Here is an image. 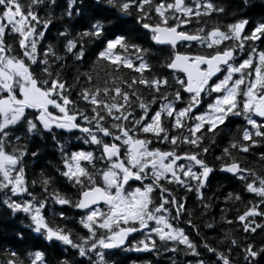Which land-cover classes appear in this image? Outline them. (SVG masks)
Here are the masks:
<instances>
[{
	"label": "snow or ice",
	"instance_id": "obj_1",
	"mask_svg": "<svg viewBox=\"0 0 264 264\" xmlns=\"http://www.w3.org/2000/svg\"><path fill=\"white\" fill-rule=\"evenodd\" d=\"M243 2L259 14L217 0H0V215L23 217L0 264H151L128 254L161 248L184 264H264V239H249L264 233V168L240 159L264 164L253 152L264 147V0ZM49 145L57 162L29 179L25 162ZM217 171L256 197L232 219L220 210L219 224L243 240L231 229L201 236L186 207L193 193L209 215L203 189ZM202 222L217 233L215 218Z\"/></svg>",
	"mask_w": 264,
	"mask_h": 264
},
{
	"label": "trees",
	"instance_id": "obj_2",
	"mask_svg": "<svg viewBox=\"0 0 264 264\" xmlns=\"http://www.w3.org/2000/svg\"><path fill=\"white\" fill-rule=\"evenodd\" d=\"M58 2L62 5L63 0H58ZM89 2H92V0H89ZM166 2H172V0H166ZM190 0H186V3H189ZM217 3H219L221 6H223L228 12H235L237 15L244 13V12H249L248 7L244 5L243 0H217ZM258 4L259 0H249V4ZM43 15V13H41ZM56 16L60 15V9L57 8L54 13ZM167 14V13H166ZM259 14V9L256 10V12L252 13L249 12V15H257ZM67 21H57V28H53L51 33L48 36V39L44 41V43H53L55 44V33L57 29L60 31L63 30L62 24L66 23ZM223 23H229L231 22L230 18H223L222 19ZM190 47L194 51L199 49V45L193 44ZM261 47H264L262 45ZM184 50V49H180ZM70 63V62H69ZM97 73L100 75V77L103 79L104 78V73L106 69L103 66H100L97 68ZM122 77L127 79L131 75L130 72L125 71L121 73ZM70 78V76H69ZM243 121L242 119H234L232 123L229 125L230 130H235L237 127H240L242 125ZM232 134V131H229L221 140L219 137L216 140V143L214 146H210L209 153L207 154V161L212 162L214 160L215 156L220 155V149L223 148L227 142L228 136ZM158 144V143H156ZM253 152L258 154L260 152H264V147L257 145L254 149ZM240 159L245 162V166L254 168L257 172L261 170V168H264V164H261L256 155H245V156H240ZM46 161H52L53 163H56V156L52 152L51 145H49L45 149V153L42 157V159L35 165H32L29 161H26V171L28 173V178L33 179L37 178V174L40 171V169L44 166ZM38 191V189H37ZM65 191H70L65 189ZM178 196H183L184 192L180 191L179 189L176 190ZM204 194L208 197H213L211 201H205V203H211L212 207L209 209V215L204 216L203 218L200 217L199 213L202 211V209L199 208V204L196 201L195 195L193 193H188L187 194V203L186 207L190 208L193 210V223H196L200 227V235L201 236H206V237H212L214 235L222 234L223 231L231 229L233 231V235L238 239V240H243L245 238V235L243 232L239 231L236 226L234 225H222L219 224L220 220V210L221 208L228 209V218L232 219L237 211H242L244 208V205L248 201H255L256 197L254 195H245L243 193L242 188L237 184V182L233 179H231L230 174L226 173H221L219 171L213 173L209 177V181L206 185V188L203 189ZM231 191H240L241 195L243 197L242 202L236 203L233 202L231 204L225 203L224 202V196ZM0 213H2V210H0ZM78 210L70 211L69 215L71 216H77L78 218ZM215 218L217 223H218V228H217V233H212L208 232L203 228V220H207L208 222H211L212 219ZM23 219L22 216H16L15 218L10 217L7 214L0 215V244H3L7 246L9 243H11V234L13 231H18V230H23L21 228L20 221ZM27 221L25 220V223ZM259 219L257 220V223H259ZM183 226V225H181ZM69 227H72L75 231H79L78 228L74 224H69ZM193 239H196L195 235L191 237ZM134 239H140L139 237L134 238ZM249 239L255 240L256 242L261 241V239H264V233H258L255 236L249 237ZM213 244H215V241H210ZM159 244V242H158ZM12 246L14 247H23V245L20 244H13ZM237 253L236 251L233 252V256H235ZM3 257L0 256V259ZM129 260H137L139 261H150L151 264H173V262H177V264H184L186 258L184 257L183 253L179 254H173L170 252H165L163 248H161V253L160 255H156L154 253H130L128 254ZM114 259H120V257H114ZM240 264H242V261H240Z\"/></svg>",
	"mask_w": 264,
	"mask_h": 264
},
{
	"label": "flooded vegetation",
	"instance_id": "obj_3",
	"mask_svg": "<svg viewBox=\"0 0 264 264\" xmlns=\"http://www.w3.org/2000/svg\"><path fill=\"white\" fill-rule=\"evenodd\" d=\"M230 23V22H229ZM152 146H154V147H158V148H161V150H167V147L165 146V145H163V144H156V143H154ZM177 151L179 152L180 151V149L178 148L177 149ZM211 175V174H210ZM210 177V176H209ZM208 181H209V178H208ZM208 181H207V183H208ZM79 211V210H78ZM137 237H140V236H136V234H133V238H137Z\"/></svg>",
	"mask_w": 264,
	"mask_h": 264
},
{
	"label": "rangeland",
	"instance_id": "obj_4",
	"mask_svg": "<svg viewBox=\"0 0 264 264\" xmlns=\"http://www.w3.org/2000/svg\"><path fill=\"white\" fill-rule=\"evenodd\" d=\"M139 238H142V237H139Z\"/></svg>",
	"mask_w": 264,
	"mask_h": 264
},
{
	"label": "water",
	"instance_id": "obj_5",
	"mask_svg": "<svg viewBox=\"0 0 264 264\" xmlns=\"http://www.w3.org/2000/svg\"><path fill=\"white\" fill-rule=\"evenodd\" d=\"M185 2H186V0H185Z\"/></svg>",
	"mask_w": 264,
	"mask_h": 264
}]
</instances>
